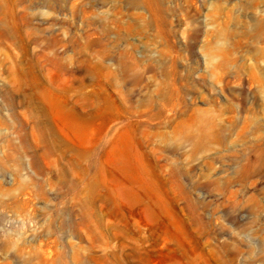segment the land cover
Listing matches in <instances>:
<instances>
[{"label":"rangeland","instance_id":"obj_1","mask_svg":"<svg viewBox=\"0 0 264 264\" xmlns=\"http://www.w3.org/2000/svg\"><path fill=\"white\" fill-rule=\"evenodd\" d=\"M77 39L101 67L88 111L39 62L53 43L78 67ZM34 86L108 144L128 131L168 219L102 160L85 173ZM262 154L264 0H0V264H264Z\"/></svg>","mask_w":264,"mask_h":264},{"label":"bare ground","instance_id":"obj_2","mask_svg":"<svg viewBox=\"0 0 264 264\" xmlns=\"http://www.w3.org/2000/svg\"><path fill=\"white\" fill-rule=\"evenodd\" d=\"M96 47V44L89 40L82 44L78 39L72 42L74 57L69 62L73 65L78 64V67H68L67 61L55 52L53 43H49L43 51V55L39 57V62L48 65L49 70L57 74L58 77L71 80L73 88L70 89V92L76 96L75 103L87 111L92 105L86 100L90 99L93 102L94 98L82 93L81 88L91 79L95 68L101 69L98 65L91 67L93 65L91 53ZM48 54H52V56ZM99 55L102 58L105 57L104 48H100ZM32 99L39 104L40 112L48 116L51 122L65 133L67 142L71 143L75 150V159L78 162L87 163L84 168L85 173L91 171L93 167L97 168L102 160L108 168L116 190L129 206H139L141 211L152 221H158L161 218L168 219L167 207L157 194L156 185L151 178L149 169L135 149L128 131H122L108 144L104 139H99L105 131V124L100 125L96 135H93L95 120L80 115L74 107H67L55 102L37 86L33 88ZM49 152V148L46 147L45 153ZM259 159L264 160V154Z\"/></svg>","mask_w":264,"mask_h":264}]
</instances>
